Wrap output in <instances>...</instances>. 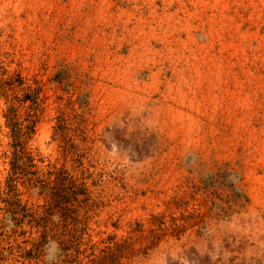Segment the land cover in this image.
<instances>
[{"label": "rangeland", "instance_id": "1", "mask_svg": "<svg viewBox=\"0 0 264 264\" xmlns=\"http://www.w3.org/2000/svg\"><path fill=\"white\" fill-rule=\"evenodd\" d=\"M36 88L30 171L86 177L76 230L9 182ZM131 225L117 264H264V0H0V264H91Z\"/></svg>", "mask_w": 264, "mask_h": 264}, {"label": "trees", "instance_id": "2", "mask_svg": "<svg viewBox=\"0 0 264 264\" xmlns=\"http://www.w3.org/2000/svg\"><path fill=\"white\" fill-rule=\"evenodd\" d=\"M21 80L22 79H20V83H22ZM27 88L29 91L32 89L29 87ZM35 90L36 92L31 98L32 102L29 104L28 110H26V118L23 121H19L17 117H12V119L14 118L13 123L11 124L10 133L11 138H13V151L10 160L12 176L9 178V182L13 179L15 180L14 175L17 174L18 169L30 172L26 181L30 183L31 187L38 189L39 193H44L47 197L45 203L39 207H45L49 210H51L54 205L60 207L64 211V215L67 218H72L74 224L73 230H76L77 227L75 226L81 222L78 213L80 209L85 208L87 202L89 201L87 194L88 187L85 181L86 177L83 174L80 176L74 174L71 175V173L64 167L56 169L55 171L50 170L45 172V175H47L45 178L34 176L36 172L30 171V167L33 165L34 157L31 155L30 151L25 149L23 144L36 130V124L39 121L43 108L42 102L44 100L39 96L40 91L37 90V88ZM26 96V98H29V96L32 95L28 94ZM52 175L54 176V179H50ZM80 195H83V197H80ZM49 206L51 207L49 208ZM164 217V215H160L159 218H157V216L153 217V224L155 226L150 228V233H159L160 236H164L166 234L172 225L168 224ZM155 219L156 221H154ZM40 220H44L43 216L40 217ZM137 225L140 226V224ZM137 230V227L131 225L128 229V235L120 238L118 241L114 240V237L102 239L100 242H104L106 245L103 248H100L102 253L100 255L96 254V249L98 248L99 243H91L90 240L86 242L87 246L82 250V252L86 253L89 249H91V252L86 255V257L90 258L89 262L91 264H117L119 263L120 258L126 256V250L130 248V244L132 243L129 242V239L133 237L131 234ZM159 234H155L154 237H159ZM47 235L48 233L44 231L42 238H40V241H38L37 244L41 245L43 240L47 238ZM75 246L76 251L81 253V243L78 242Z\"/></svg>", "mask_w": 264, "mask_h": 264}, {"label": "clouds", "instance_id": "3", "mask_svg": "<svg viewBox=\"0 0 264 264\" xmlns=\"http://www.w3.org/2000/svg\"><path fill=\"white\" fill-rule=\"evenodd\" d=\"M48 259H49V261L55 259V251L54 250H52V249L49 250Z\"/></svg>", "mask_w": 264, "mask_h": 264}]
</instances>
